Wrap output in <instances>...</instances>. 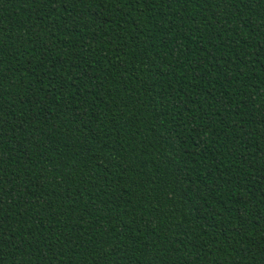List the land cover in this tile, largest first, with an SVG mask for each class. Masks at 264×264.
<instances>
[{"label":"trees","instance_id":"16d2710c","mask_svg":"<svg viewBox=\"0 0 264 264\" xmlns=\"http://www.w3.org/2000/svg\"><path fill=\"white\" fill-rule=\"evenodd\" d=\"M0 264H264V0H0Z\"/></svg>","mask_w":264,"mask_h":264}]
</instances>
